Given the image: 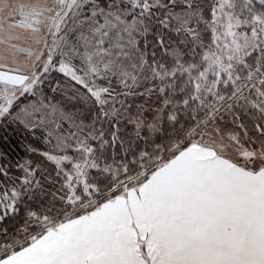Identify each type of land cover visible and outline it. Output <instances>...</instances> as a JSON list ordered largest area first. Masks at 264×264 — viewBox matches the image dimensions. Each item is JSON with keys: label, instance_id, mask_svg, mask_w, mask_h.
Segmentation results:
<instances>
[{"label": "snow or ice", "instance_id": "obj_1", "mask_svg": "<svg viewBox=\"0 0 264 264\" xmlns=\"http://www.w3.org/2000/svg\"><path fill=\"white\" fill-rule=\"evenodd\" d=\"M0 264H264V0H0Z\"/></svg>", "mask_w": 264, "mask_h": 264}]
</instances>
